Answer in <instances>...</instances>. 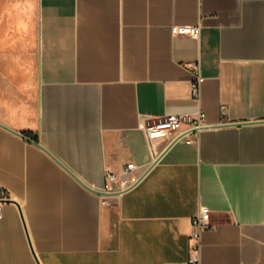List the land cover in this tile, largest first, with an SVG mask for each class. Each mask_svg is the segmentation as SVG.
Wrapping results in <instances>:
<instances>
[{"label": "crops", "instance_id": "crops-1", "mask_svg": "<svg viewBox=\"0 0 264 264\" xmlns=\"http://www.w3.org/2000/svg\"><path fill=\"white\" fill-rule=\"evenodd\" d=\"M0 186V264H264V0H0Z\"/></svg>", "mask_w": 264, "mask_h": 264}, {"label": "built area", "instance_id": "built-area-1", "mask_svg": "<svg viewBox=\"0 0 264 264\" xmlns=\"http://www.w3.org/2000/svg\"><path fill=\"white\" fill-rule=\"evenodd\" d=\"M173 35H186L193 38H199L201 35V26H174L172 28ZM196 80L192 83V96L199 98L201 84L204 78L200 75L199 68ZM184 124H188L189 127L182 129ZM211 126L205 121V114L202 111L192 117L169 115L164 118H160L156 121L148 123L144 128V133L149 142L159 137H166L171 142L177 141L187 135L199 133L203 130L209 129ZM135 168V164L130 163L125 169V173L131 172ZM107 180L111 185L118 184L119 189L113 190L111 187L104 190L105 193H122L126 191L130 184L126 180H119L114 174H108ZM11 200V194L9 191L0 186V217L3 215L4 205ZM192 233L191 239L195 241V244L191 247L189 258L186 264H202L201 260V238L202 234L207 230H213L216 225L212 222V218L208 211L202 210L192 220Z\"/></svg>", "mask_w": 264, "mask_h": 264}, {"label": "water", "instance_id": "water-1", "mask_svg": "<svg viewBox=\"0 0 264 264\" xmlns=\"http://www.w3.org/2000/svg\"><path fill=\"white\" fill-rule=\"evenodd\" d=\"M125 192V191H124ZM98 194L100 195H103V196H111V195H117V194H121V193H114V194H111V193H105V192H97ZM123 193V192H122ZM34 253V252H33Z\"/></svg>", "mask_w": 264, "mask_h": 264}]
</instances>
